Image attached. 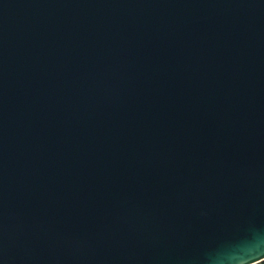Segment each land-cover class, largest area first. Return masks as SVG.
Returning a JSON list of instances; mask_svg holds the SVG:
<instances>
[{"label": "water", "instance_id": "water-1", "mask_svg": "<svg viewBox=\"0 0 264 264\" xmlns=\"http://www.w3.org/2000/svg\"><path fill=\"white\" fill-rule=\"evenodd\" d=\"M264 262V0H0V264Z\"/></svg>", "mask_w": 264, "mask_h": 264}, {"label": "clouds", "instance_id": "clouds-1", "mask_svg": "<svg viewBox=\"0 0 264 264\" xmlns=\"http://www.w3.org/2000/svg\"><path fill=\"white\" fill-rule=\"evenodd\" d=\"M239 254H231L225 257L227 264H238L237 256Z\"/></svg>", "mask_w": 264, "mask_h": 264}, {"label": "built area", "instance_id": "built-area-1", "mask_svg": "<svg viewBox=\"0 0 264 264\" xmlns=\"http://www.w3.org/2000/svg\"><path fill=\"white\" fill-rule=\"evenodd\" d=\"M262 263V262H261ZM261 263H257V264H261Z\"/></svg>", "mask_w": 264, "mask_h": 264}, {"label": "trees", "instance_id": "trees-1", "mask_svg": "<svg viewBox=\"0 0 264 264\" xmlns=\"http://www.w3.org/2000/svg\"><path fill=\"white\" fill-rule=\"evenodd\" d=\"M262 264H264V262H262Z\"/></svg>", "mask_w": 264, "mask_h": 264}, {"label": "rangeland", "instance_id": "rangeland-1", "mask_svg": "<svg viewBox=\"0 0 264 264\" xmlns=\"http://www.w3.org/2000/svg\"><path fill=\"white\" fill-rule=\"evenodd\" d=\"M262 264V263H261Z\"/></svg>", "mask_w": 264, "mask_h": 264}]
</instances>
